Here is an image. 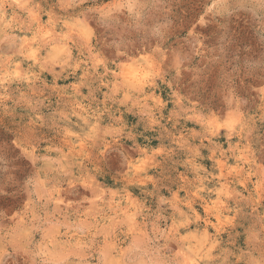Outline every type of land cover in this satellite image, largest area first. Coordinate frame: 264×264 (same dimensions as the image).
Here are the masks:
<instances>
[{
    "label": "clouds",
    "instance_id": "obj_1",
    "mask_svg": "<svg viewBox=\"0 0 264 264\" xmlns=\"http://www.w3.org/2000/svg\"><path fill=\"white\" fill-rule=\"evenodd\" d=\"M210 2L221 10L210 21L218 36L264 27V0H177L189 5L183 15L194 12L180 36L193 24L198 31ZM126 6L51 0L47 22L31 16L18 26L30 35L9 36L4 26L0 86L16 87L0 91V264H264V164L239 147L252 118L235 99L210 102L176 72L171 53L146 48L115 15ZM0 7L25 4L0 0ZM78 28L89 36L79 46ZM50 39L55 44L39 55ZM232 63L233 85L264 80V41L246 44ZM57 68L76 83L57 89L42 78ZM57 92L66 102L51 109L49 133L38 143L39 104ZM181 92L183 102L169 110Z\"/></svg>",
    "mask_w": 264,
    "mask_h": 264
},
{
    "label": "rangeland",
    "instance_id": "obj_2",
    "mask_svg": "<svg viewBox=\"0 0 264 264\" xmlns=\"http://www.w3.org/2000/svg\"><path fill=\"white\" fill-rule=\"evenodd\" d=\"M17 2L25 4V7H0V41H3L5 35V24L10 25L6 29L9 36L30 35V33L22 32L18 26H26L31 16H35L36 21L39 23H45L49 19L47 7L51 0H47V2L45 0H17ZM36 4H39L40 8L44 9V12L37 9L35 7ZM102 4L109 5L110 0H102ZM126 4L127 6L119 8L115 15L142 34V43L146 48L155 47L163 55L171 53L176 72L181 75L187 74V77L194 84L198 83L202 93L208 96L210 102L215 100L217 106L221 103L230 105L235 99L243 106L245 112L252 118V123L248 129L245 141H241L239 147L242 150L246 146L248 153L256 160L257 164H264V147L261 146L264 144V140L261 139V136L264 135V121L260 119L261 105L264 104V80L257 77L251 80L246 79L243 82L237 81L236 85H233L232 75L233 71H238V66L234 67L232 61L245 55L246 44L252 41L259 44L264 41V27L258 25L254 34H250L243 27H237L231 35L222 34L218 36L214 31H210V21L215 19V16L220 14L221 10L217 7L214 11L210 2L196 21L200 25L197 26L198 31H196V24H193L182 37L179 34L183 30L180 26L187 27L194 16V12L189 11L185 16L180 12V9L189 8V5L177 3V0H126ZM55 19L56 17L54 16V22ZM86 19L91 27H96L95 16H88ZM36 21H33V24ZM205 26L209 27L205 28ZM60 30L58 27L57 31ZM76 31L80 33L77 37V46H79V43H86L89 39L87 31L83 28H78ZM154 39H158L159 42L154 44ZM40 43L42 47L39 55L43 56L49 46L55 44V40L50 39L48 43L43 41ZM164 44H167V49L162 47ZM6 50H9L7 43L0 42V51ZM54 75H60L58 68L55 74L47 71L43 72L42 78L57 89H63L66 85L76 83L73 76L60 75V78L54 80ZM77 75H79V72ZM226 85L232 86L226 88ZM3 87L13 89L16 84L12 82L5 86H0V91L3 90ZM79 91L87 95L89 89L81 87ZM46 95L48 94L46 93ZM159 95L166 97L167 93L160 92ZM64 102H66L65 98L60 97L57 92L54 95H49L48 100L39 104L41 119L40 123L36 125L37 130H34L38 143L49 133L50 121L48 117L51 109L55 108L57 104ZM182 102L181 92L168 103V109L170 110ZM127 118L130 122H135L134 117L129 116ZM187 126L191 128L192 124L189 123ZM150 139L159 143L154 135ZM220 143L224 147L228 146L223 139H221ZM233 143L235 144L236 142L233 141ZM201 151L204 156L208 155L207 148ZM232 162L231 160L228 161L229 164ZM201 163L205 167L210 168L212 161L205 159ZM178 171L183 172V167L179 168ZM131 191H133L134 195H139L138 189H132ZM159 191L165 196L169 194L167 189H159ZM181 195L183 196L184 193L181 192ZM196 207L198 211L203 212L199 205ZM241 211L247 216L252 209L245 205ZM257 211H261V209L257 208ZM161 227H163V222H161ZM37 239H39V236H37Z\"/></svg>",
    "mask_w": 264,
    "mask_h": 264
}]
</instances>
